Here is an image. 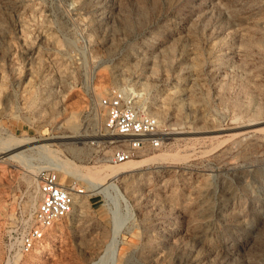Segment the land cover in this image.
Masks as SVG:
<instances>
[{
    "label": "rangeland",
    "instance_id": "1",
    "mask_svg": "<svg viewBox=\"0 0 264 264\" xmlns=\"http://www.w3.org/2000/svg\"><path fill=\"white\" fill-rule=\"evenodd\" d=\"M119 90L163 144L114 175L123 138L100 102ZM9 136L52 151L0 161V264H264V0H0ZM42 169L84 192L27 263Z\"/></svg>",
    "mask_w": 264,
    "mask_h": 264
},
{
    "label": "built area",
    "instance_id": "2",
    "mask_svg": "<svg viewBox=\"0 0 264 264\" xmlns=\"http://www.w3.org/2000/svg\"><path fill=\"white\" fill-rule=\"evenodd\" d=\"M101 105L107 111L106 125L123 138V143L113 156L114 162L121 163L139 156L150 148L163 144L159 136L158 118L143 113L125 91L119 90L113 95L101 99ZM39 201L33 212L29 229L15 238L20 254H28L46 237L55 223L68 217L74 206V196L70 186L63 183L57 170L42 169L38 173ZM84 190L80 189V193Z\"/></svg>",
    "mask_w": 264,
    "mask_h": 264
},
{
    "label": "bare ground",
    "instance_id": "3",
    "mask_svg": "<svg viewBox=\"0 0 264 264\" xmlns=\"http://www.w3.org/2000/svg\"><path fill=\"white\" fill-rule=\"evenodd\" d=\"M131 88H133V86H127L126 85V86L123 87L124 90H126L127 92H130L131 94H133L135 98L136 97H139V94L137 92L130 91ZM141 99L142 98H139V99H137V101H141ZM148 113L154 114L153 112H150V111H148ZM76 129H78V128H76ZM79 133L78 134L76 133L77 135H75V136L73 135L74 136L73 138L76 139V140L84 139L85 137L83 135H79ZM0 143H1V146H2L1 147L2 149L0 150V161H4V160L7 161L8 159H14V160H18V161L24 162L23 160L26 159V157L29 154H31V153L37 152V153H44V154H46V152H48L50 150L52 151V148H50L51 145H52V143H34L32 140H28V139H17L15 136H9L7 138L5 137V139L1 140ZM62 144H65V143H62ZM55 149H56L55 151H58L57 148H55ZM56 153H55V156H56ZM48 157H49V155H48ZM140 161H141L140 159H137V160L131 159V160L122 162L120 164H117L115 166H110V168L108 169V171L110 173H113L114 175H121V174H123L125 172L132 171L135 168H137L138 165H139V163H140ZM56 164H57V169L63 170L65 172L72 173L74 171L73 169H78V166H76L75 163L72 162V160L69 161L68 159L67 160H63V161H61V160L60 161H57ZM98 171L99 170L96 171L95 169L94 170L88 169V170H86V174H88L90 176H93V177L94 176L96 177V176H99L100 175ZM97 184L98 183L96 182V185H94V187L96 186V188H98ZM69 189L71 190V192H72V194L74 196V206H73V211H72V212H74V209L78 205H80L82 203L81 196H79V193H78V192H80V189L79 190L76 189L74 187V185H73V187L70 185V188ZM33 200H34L33 203L28 204L27 205L28 206L27 208L31 207V205L34 206V204H36V198L34 199V197H33ZM57 223H55L48 230L49 234L52 237H55L56 236ZM117 235H118V232L116 231L114 240L109 244L110 251L113 252V255L116 253V247H117V244H118V240H117V237H116ZM48 244L49 243L47 242V239L45 238L38 246L35 247V249L33 251H31L30 253H28V256H27L28 258L26 259L27 260V263H29L30 261L36 260L38 258V256H40V254L43 252V249H46L48 247Z\"/></svg>",
    "mask_w": 264,
    "mask_h": 264
}]
</instances>
